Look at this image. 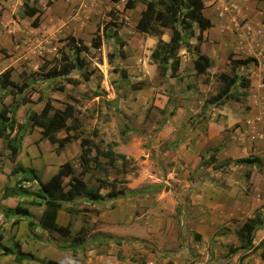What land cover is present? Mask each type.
Here are the masks:
<instances>
[{
  "label": "rangeland",
  "instance_id": "obj_1",
  "mask_svg": "<svg viewBox=\"0 0 264 264\" xmlns=\"http://www.w3.org/2000/svg\"><path fill=\"white\" fill-rule=\"evenodd\" d=\"M126 1L30 0L44 13L36 27L34 18L21 16L24 0H0V75L12 69L15 84L29 86L4 99L23 125V141L16 161L0 141V264H264V227L251 250H233L247 219L257 213L264 221V0H203L212 27L182 31L180 71L166 77L151 58L158 38L136 29L145 5L137 0L128 9ZM170 36L165 30L162 39ZM71 37L90 47L80 54L86 67L70 76L80 83L45 80V61L51 68L62 55L75 57ZM95 37L99 49L91 46ZM199 55L211 60L205 74L194 68ZM231 55L258 62L238 68L240 80L226 104L211 105ZM243 78L251 82L247 89ZM4 93L0 88V97ZM48 100L55 109L73 104L79 112L80 139L62 149L28 122ZM81 139L126 159L117 157L113 167L101 158L102 169L91 166L81 176L88 187L104 182L105 200L82 196L63 203L57 223H72L70 238H63L40 227L45 206L35 204L34 193L66 162L80 177ZM252 157L262 165L237 163ZM23 169L34 171L35 181L24 180ZM112 186L125 194L108 197ZM17 205L31 218L16 214ZM81 228L83 242L74 245Z\"/></svg>",
  "mask_w": 264,
  "mask_h": 264
},
{
  "label": "trees",
  "instance_id": "obj_2",
  "mask_svg": "<svg viewBox=\"0 0 264 264\" xmlns=\"http://www.w3.org/2000/svg\"><path fill=\"white\" fill-rule=\"evenodd\" d=\"M113 3H118L122 0H110ZM145 5V9L140 13L136 29L138 32L157 37L158 41L155 49L151 54V58L155 64L158 65L159 74L161 77H166L168 73L177 75L180 71L181 61L179 52L183 45L184 35L182 31H192L194 24H197L202 32L212 27L211 20L204 15L205 3L203 0H138ZM30 0H24L21 16L26 18H34L33 25L39 26L43 11L35 5H30ZM137 0H127L126 7L134 9ZM51 4V3H50ZM165 30L171 31L169 41L162 39ZM74 43L75 57L70 59L69 55H62L59 64L49 68L50 62L45 61L41 66L44 73L45 80H52L57 77L65 78L69 83L77 86L80 82L71 78L73 71L82 70L86 67L85 61L80 57L81 53H87L90 47L85 45L82 40H75L74 37L70 39ZM199 43L202 39H198ZM76 43V44H75ZM91 46L99 49L101 46V39L95 37ZM200 46L195 47V51L199 52ZM230 72L222 73L220 80L222 87L218 94L210 100V104L214 106H222L232 97V89L240 80L237 70L241 66H247L251 63H257L255 57H248L244 59H234L231 55L229 57ZM211 67V60L205 55H199L194 62V68L198 74H205L207 69ZM87 80H88V76ZM249 79H242L241 85L244 89L250 87ZM9 87L14 88L9 93H6ZM29 86L23 84L18 86L12 80V69L5 71L0 75V88L5 93L0 97V141L6 142V146L10 151V157L16 161L20 154L23 141L22 124H17L14 113L9 111V108L4 104V99L7 94H23ZM59 90H64V86H60ZM102 93L95 92V97H100ZM17 108V105H16ZM16 110V109H15ZM28 122L32 127H39L41 135L53 145H58L59 149L66 147L73 140H79L80 119L79 112L73 104H66L63 109H55L52 102L48 100L42 110L38 112H31L28 115ZM17 130V131H16ZM68 133L64 138H59L61 132ZM73 131V135L69 132ZM82 155L80 156V163L82 171L80 177L74 176V166L71 162H66L60 166L57 173H55L46 183L41 184L40 188L34 193L35 204L44 205L40 227L48 232L56 233L63 238H70L72 223L69 222L66 226L59 225L57 218L63 203H72L78 197L86 196L91 203H101L105 197L100 193L101 189L107 186L102 182L99 187H88L81 176H84L91 170V166L102 169L103 163L101 158H107L111 166L114 167L116 158L126 159L124 155H115L112 151H106L94 145L90 139H81ZM92 148L96 149L95 157L91 156ZM218 151V149H215ZM237 163L246 167H254L262 165L259 157L241 158ZM109 165V164H108ZM25 174L24 180L35 181V172L28 169H23ZM251 173L246 172V178H250ZM69 181V189L65 190L64 182ZM125 194V189L117 190L112 186L111 192L107 195L110 198H117ZM15 213L21 215L25 219L31 218V212L22 205H17ZM31 228H34V222L30 221ZM264 227V221L259 214L246 220L236 231V236L240 242V247L234 248V252L239 250L249 251L253 248L256 232ZM86 234V229L81 228L78 235L73 238L72 243L78 245L83 242L82 236ZM1 238V237H0ZM264 241V240H263ZM1 248V244H0ZM6 253H12L13 250L9 247H2ZM264 258V252L262 253ZM18 261L22 258L17 257ZM47 264H61L56 261H48Z\"/></svg>",
  "mask_w": 264,
  "mask_h": 264
},
{
  "label": "crops",
  "instance_id": "obj_3",
  "mask_svg": "<svg viewBox=\"0 0 264 264\" xmlns=\"http://www.w3.org/2000/svg\"><path fill=\"white\" fill-rule=\"evenodd\" d=\"M54 2H55V1H54ZM263 2H264V1H262V3H263ZM262 3H261V4H262ZM260 6H261V5H260ZM144 8H145V7H144ZM261 8H262V7H261ZM261 8H260V9H261ZM143 10H144V9H143ZM263 11H264V9L262 8V9H261V13H264Z\"/></svg>",
  "mask_w": 264,
  "mask_h": 264
}]
</instances>
